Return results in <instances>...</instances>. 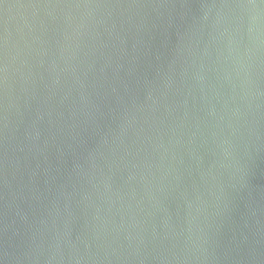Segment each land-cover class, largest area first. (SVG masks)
I'll list each match as a JSON object with an SVG mask.
<instances>
[{
  "label": "water",
  "instance_id": "water-1",
  "mask_svg": "<svg viewBox=\"0 0 264 264\" xmlns=\"http://www.w3.org/2000/svg\"><path fill=\"white\" fill-rule=\"evenodd\" d=\"M0 264H264V0H0Z\"/></svg>",
  "mask_w": 264,
  "mask_h": 264
}]
</instances>
